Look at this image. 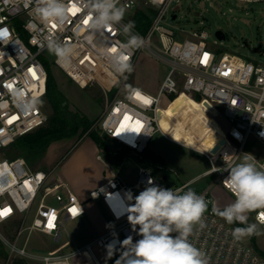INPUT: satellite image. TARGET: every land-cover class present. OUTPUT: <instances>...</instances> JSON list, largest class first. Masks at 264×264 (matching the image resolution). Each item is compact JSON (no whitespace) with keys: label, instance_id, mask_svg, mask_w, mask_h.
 <instances>
[{"label":"built area","instance_id":"built-area-1","mask_svg":"<svg viewBox=\"0 0 264 264\" xmlns=\"http://www.w3.org/2000/svg\"><path fill=\"white\" fill-rule=\"evenodd\" d=\"M239 1L257 3L264 0ZM172 2L120 0L119 6L129 10H136L141 5L155 10L146 34L135 27L132 30L142 38L141 46L128 53L132 66L139 53L145 51L157 60L165 61L169 70L156 95L133 86L124 96L115 97L101 118L100 131L103 137L119 145L118 150L127 148L144 161L154 134L163 133L158 111L164 95H199L209 103L221 106L229 123L228 136L237 144V149L226 163L211 161L207 175L216 174L217 178L200 193L208 208L188 239L203 252L207 264H264V238L259 246L262 253L254 248L253 235L248 240L234 239L232 230L235 227L213 211L217 207L211 196V188L216 183H221L235 196L225 181L229 175L227 168L235 165L244 154H250L245 151L250 140L261 147V153L253 156L257 167L264 168V65L238 54L217 53L210 48L208 33L204 30L193 31L191 36L178 39L175 26L168 22ZM66 3L69 5L68 18L58 24L37 17L32 11L34 2L0 0V224L18 219L22 222L13 241L1 231L0 238L7 246L10 259L75 264L77 258L88 254L94 264H103L95 248L102 249L107 256L112 252L111 257H115L124 251L122 243L125 239L132 237L134 243L141 238L139 226L134 231L128 220L136 191H143L149 180L174 191L189 188L190 183L181 186L176 183L167 188L164 176L168 174L158 173L164 171L165 166L143 163L139 166L135 183L129 184L99 156L109 167L111 177L92 190L89 196L91 200L102 199L115 225L74 249H69L70 241L61 242L66 224L86 214L84 203L63 179L49 181L51 172L32 169L23 157L9 159L2 155L18 138L46 125L49 120V114L40 102L47 93L48 71L41 59L47 50L46 38L52 36L73 46L70 63L61 64L57 58L55 60L70 80L81 88L98 84L108 92L128 74L115 70L112 56L115 54L113 49L120 52L126 42L123 28L130 22L123 18L109 29L96 31L89 27L90 12L84 7V0H66ZM137 93L149 103L139 99ZM127 117L129 125L123 126ZM129 193L131 200L128 199ZM262 211H256L253 222L264 233V224L257 220ZM29 219L30 224H27ZM26 231L28 235L35 231L48 235L58 246L43 254L29 252L18 244Z\"/></svg>","mask_w":264,"mask_h":264},{"label":"rangeland","instance_id":"rangeland-1","mask_svg":"<svg viewBox=\"0 0 264 264\" xmlns=\"http://www.w3.org/2000/svg\"><path fill=\"white\" fill-rule=\"evenodd\" d=\"M140 7L148 8L150 6L141 5ZM125 10L123 18L127 21H132L135 11L126 8ZM168 19V22L175 26L177 38L180 40L191 36L193 31L204 30L208 33L207 41L210 48L217 53L238 54L256 64L264 65V1L243 3L239 0H173L168 10ZM219 30L226 34L227 38L225 40H220L217 37L216 33ZM256 49L258 50L256 51ZM41 59L51 65L60 90L70 101L71 109L78 111L93 121L92 129L99 131L100 135H102L100 131L101 118L115 97L124 96L128 89L133 86L156 95L169 70L165 61L157 60L147 52L141 51L137 56L132 72L128 73L117 87L106 92L98 84L86 88L78 86L55 64L56 56L49 53L48 50L43 53ZM182 95L186 96V101L180 98ZM194 96L188 93H181L176 96L164 95L158 111L160 125L163 126L162 119L164 118L174 134L177 133L190 139L194 138L200 117L205 114V111L203 112L199 105L205 108L203 104L205 102L208 103L204 98ZM189 99L192 102L188 101ZM176 100H178L176 103V106L178 105V113L165 116L162 111H165ZM40 102L42 108L50 114L52 111L46 97ZM210 105L215 111L223 112L221 106ZM208 112L210 113L211 109ZM182 121L191 136H188L187 134L189 133L187 132L183 133ZM162 130L163 133H155L149 143V149L165 159V170L158 171V173L168 174L171 179L176 181L177 186L189 182V188L184 190L192 189L200 195L217 178L216 174H206L200 179L193 180V178L211 168V161L206 154L212 155L211 151L204 149V152H201L195 148L196 146L191 147L187 146V144H182L176 139L172 131H168L165 128ZM107 143V150L98 149L96 142L89 135H86L80 139L76 137L55 141L40 157L28 154L24 156L20 148L14 147L5 149L2 155L9 159L29 157L30 161L26 158L25 160L29 161L28 164L32 169H42L51 172L49 181L61 178L75 193L86 194L87 217L83 221L68 222L63 232L61 242L70 241L69 249H74L76 245L82 246L94 239L99 231L97 224L93 220L97 210L103 213L107 227L115 225L102 199L91 200L87 190L92 186L91 184L105 182L111 177L109 167L97 159L98 153L102 155L104 161L109 163L110 168L118 172L129 184H134L137 179V165L141 162V159L131 153L124 154L123 158L119 160L118 158H113L112 155L115 156L114 151H118L119 154L116 156L121 157L122 154L120 155V153L123 149L118 150L119 145L113 141H108ZM111 151L113 154L109 155ZM245 151L258 156L261 153V147L254 140H250L245 147ZM243 156L239 158L237 163L243 159ZM126 157L130 158L125 159L118 167L121 160ZM170 169H173V171L171 172ZM135 194L137 196L139 192L136 191ZM211 196L215 202V207L220 209L235 200V196L227 191L221 183L213 185ZM255 213L256 211L249 213V223H254L253 217ZM30 221L31 219H29L27 224H30ZM232 225L235 228L244 226L238 223ZM21 227L22 222L18 219L13 223L0 224V231L6 235L8 240L13 241ZM259 232L260 234L255 237V242L258 246H261L264 233ZM171 235H176V233ZM250 237L247 236L244 239L248 240ZM18 244L19 246H25L27 251L37 254L49 252L58 246L52 237L37 231L32 232L30 235H28V231L24 232ZM0 247L4 248L7 254L6 256L0 254V264H15L14 262L17 258H9L7 246L1 238ZM95 253L103 264H107L113 259V257L107 256L100 248H95ZM26 263L43 264L29 260H26ZM75 264H94V262L88 254H84L75 260Z\"/></svg>","mask_w":264,"mask_h":264},{"label":"clouds","instance_id":"clouds-1","mask_svg":"<svg viewBox=\"0 0 264 264\" xmlns=\"http://www.w3.org/2000/svg\"><path fill=\"white\" fill-rule=\"evenodd\" d=\"M33 2L35 7L32 11L43 21L63 24L68 18L69 5L66 0H27L29 4ZM119 2L120 0H84V7L90 12L89 27L102 31L119 24L126 11L119 6ZM134 27V22L131 21L124 25L126 42L122 44L120 52L113 51V66L119 73L132 72L133 66L128 53L142 44V38L132 31ZM46 47L61 64L70 63L74 55L71 44L52 36L46 38ZM227 170L229 175L225 181L235 194V200L222 209L214 208L213 211L229 225H244L232 230L234 239L259 235L257 223H249V213L264 210V168L257 167V160L253 155L244 154L239 163ZM128 199H132L130 193ZM207 207L205 199L192 189L174 191L149 180L148 186L135 196V203L129 208V223L134 231L139 226L138 235L141 238L135 243L132 237L123 241L124 251L116 264H207L203 252L188 239L193 225L201 222ZM262 216L264 211L257 216V220L264 224ZM172 233L176 235L173 236ZM111 255L109 252V257Z\"/></svg>","mask_w":264,"mask_h":264},{"label":"trees","instance_id":"trees-1","mask_svg":"<svg viewBox=\"0 0 264 264\" xmlns=\"http://www.w3.org/2000/svg\"><path fill=\"white\" fill-rule=\"evenodd\" d=\"M134 11L135 13L131 22H134L135 28L140 33L146 34L150 28L155 10L150 7H139ZM43 62L45 63L48 71L46 99L52 111L49 114V120L46 125L18 138L10 147L20 148L24 156L28 154L40 157L55 141L76 137L80 139L89 135L100 149L107 150V142L111 140L100 135L99 131L92 129L93 121H91L87 116L71 109L70 101L60 90V87L54 77L51 65L45 60ZM122 149L123 150L120 153V155L122 154L121 157L116 156L119 153L113 156L112 151L109 155H112L113 158H118L119 160L123 158L124 154H127V151L124 148ZM145 156L154 162H164L160 156H156L148 150L146 151ZM26 159L30 161L29 157ZM255 237L256 235H253L252 244L258 252H261L260 247L255 242ZM121 253L113 257V259L107 264H116V260L120 258ZM0 254L3 256L7 255L4 248L0 249ZM14 263L27 264L26 260L22 258H17Z\"/></svg>","mask_w":264,"mask_h":264},{"label":"crops","instance_id":"crops-1","mask_svg":"<svg viewBox=\"0 0 264 264\" xmlns=\"http://www.w3.org/2000/svg\"><path fill=\"white\" fill-rule=\"evenodd\" d=\"M196 96H199V95H195L194 97H196ZM199 97H201V96H199ZM180 98L185 99V101L187 100L185 95H182ZM177 101L178 100L172 102L170 104V106L167 109H165V111H162V113L165 114V116H171L174 113H178V110H177L178 105L176 106ZM188 101L192 102V100H190V99ZM210 104L211 103H209V102L208 103L205 102L203 104L205 108H203L202 105L197 104L201 107L203 112L205 111V114H204V116L200 117L201 119L199 120V123L196 126V130H197V131H195L196 135L192 139L187 138V137H182L181 135H179L177 133L174 134L172 129L170 128V125L166 122V120L164 118L162 119V125L163 126H161V128L162 129L165 128L168 131H172V133L176 137V139H178L180 142H182V144H187V146H191V147L196 146L195 148L201 152H204L203 151L204 149L211 151L212 155L205 152L208 155V158L210 159V161L214 160L217 163H226L230 159H232V157H233V155L237 149V144L235 142H233L228 136L229 123H228V119L224 115V112H217V110L215 111ZM209 109H211L210 113L208 112ZM182 131H183V133H186V132L189 133L187 135L191 136L189 130L187 129L185 124H183V121H182ZM98 149H99V147H98ZM124 149L127 151L128 154H130V153L133 154L132 151H130L129 149H127V148H124ZM147 150L156 156H160L164 162L163 163L154 162L145 156L144 161L139 162V164L137 165L138 169H139V166L143 163L153 164V165H159L160 164V165L165 166V159L161 155H158V154L152 152L149 149V147ZM99 156L102 157V155L100 153H98L97 159L99 161H102L99 159ZM130 157H126L123 160H121L118 167L121 165V163L125 159L130 158ZM209 169L204 171L203 173L199 174L198 176H196V178H193V180L194 179L195 180L200 179L201 177L205 176L207 174V172L209 171ZM103 183L104 182H98L97 184L96 183L91 184L92 186H90L89 189H87L89 191L88 193H90L92 190L100 187ZM76 195L84 203V206L86 208V214L82 218L76 220V222H77V221H83L87 217L88 209L86 206V201H87L86 200V194H83V193L77 194L76 193ZM93 220H94V223L97 224V227L99 230L94 238L98 237L99 235H101L103 233H106L111 228V227H107V224L105 221L106 219L100 210H97L96 216H93Z\"/></svg>","mask_w":264,"mask_h":264},{"label":"water","instance_id":"water-1","mask_svg":"<svg viewBox=\"0 0 264 264\" xmlns=\"http://www.w3.org/2000/svg\"><path fill=\"white\" fill-rule=\"evenodd\" d=\"M216 35H217V37H218L220 40H225V39L227 38V37H226V34L223 33V31H221V30L217 31ZM260 47H261V46H260ZM260 47H259V48H260ZM259 48H258V49H259ZM258 49H256V51H257ZM164 181H165V185H166L167 188H172V187H174L175 184H176V182L170 180V179L168 178V176H164Z\"/></svg>","mask_w":264,"mask_h":264},{"label":"snow or ice","instance_id":"snow-or-ice-1","mask_svg":"<svg viewBox=\"0 0 264 264\" xmlns=\"http://www.w3.org/2000/svg\"><path fill=\"white\" fill-rule=\"evenodd\" d=\"M85 23H87V21H85ZM113 51H115V49H113ZM125 59H126V57H125ZM137 97H138L139 99H142L144 103H149V101H148L146 98L140 96L139 93H137ZM261 218L264 219V216H262Z\"/></svg>","mask_w":264,"mask_h":264},{"label":"bare ground","instance_id":"bare-ground-1","mask_svg":"<svg viewBox=\"0 0 264 264\" xmlns=\"http://www.w3.org/2000/svg\"><path fill=\"white\" fill-rule=\"evenodd\" d=\"M129 122H130L129 117H127V118L125 119V121L123 122V126H127V125H129Z\"/></svg>","mask_w":264,"mask_h":264}]
</instances>
